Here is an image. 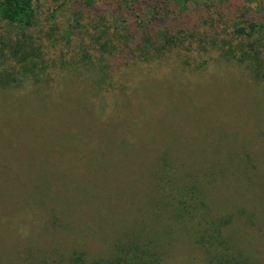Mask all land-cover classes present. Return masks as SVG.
<instances>
[{
  "label": "rangeland",
  "instance_id": "374dc122",
  "mask_svg": "<svg viewBox=\"0 0 264 264\" xmlns=\"http://www.w3.org/2000/svg\"><path fill=\"white\" fill-rule=\"evenodd\" d=\"M161 1L33 0V26L0 20V264L136 235L164 264H264V80L228 55L264 0ZM163 160L197 187L193 217L158 199Z\"/></svg>",
  "mask_w": 264,
  "mask_h": 264
},
{
  "label": "trees",
  "instance_id": "16d2710c",
  "mask_svg": "<svg viewBox=\"0 0 264 264\" xmlns=\"http://www.w3.org/2000/svg\"><path fill=\"white\" fill-rule=\"evenodd\" d=\"M187 1L184 0L183 4H186ZM161 3L165 4V1L162 0ZM240 17L242 24H238L233 31L234 36L243 40L235 46L236 52L239 54L237 56L230 49L228 55L241 64H247L256 80H264V22L260 21V14L251 9H240ZM0 20L14 26H33L36 21L33 0H0ZM167 177L171 179V182L167 181ZM151 178L156 181L155 187L160 196L158 199L162 198L165 210H176L175 214L181 220L184 217L194 216L197 206L191 200L196 194L197 187H178V192L172 183V181L175 183L176 181L172 180L168 163L164 160L158 167H154V174H151ZM182 191L184 194L181 198L174 196ZM158 204H160V200ZM218 231L221 232L220 228ZM212 240H215V234H204L200 242L205 249L209 250L216 245ZM217 241L221 245L226 243L219 238ZM227 249L229 250V248ZM231 254L232 252H224L217 256L218 264H247L246 261H241ZM164 262V253L156 241L136 235L117 242L114 252L108 257L88 259L86 252L75 251L68 258H58L51 264H164Z\"/></svg>",
  "mask_w": 264,
  "mask_h": 264
}]
</instances>
